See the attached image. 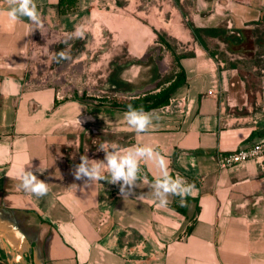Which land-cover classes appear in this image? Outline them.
<instances>
[{
    "label": "crops",
    "instance_id": "1",
    "mask_svg": "<svg viewBox=\"0 0 264 264\" xmlns=\"http://www.w3.org/2000/svg\"><path fill=\"white\" fill-rule=\"evenodd\" d=\"M173 1L200 48L154 90L170 87L168 104L147 111L152 125L137 133L110 103L143 80L127 72L152 50L139 20L116 0H35L36 30L25 17L10 22L0 0V264H264V157L216 161L264 141V101L251 107L241 68L257 50L254 30L264 31V0ZM80 24L84 38L68 40ZM69 47L71 59L57 62ZM101 146L151 147L196 191L160 207L148 195L159 170L143 159L128 199L106 170L85 187L74 166L104 160ZM24 167L48 183L45 196L18 187Z\"/></svg>",
    "mask_w": 264,
    "mask_h": 264
},
{
    "label": "clouds",
    "instance_id": "2",
    "mask_svg": "<svg viewBox=\"0 0 264 264\" xmlns=\"http://www.w3.org/2000/svg\"><path fill=\"white\" fill-rule=\"evenodd\" d=\"M9 8L6 16L10 22H17L22 17L27 18L31 25L36 26V30L42 26L37 5L35 0H8ZM85 36V26L83 24L76 25L74 31L67 34L68 40L83 39ZM67 43V41H65ZM54 59L69 60L70 47L56 53ZM124 119L129 127L137 133L146 132L152 125V113L145 112L142 108L137 109L132 105L128 106L124 113ZM100 151L105 153L104 160H90L87 155L80 157V163L74 166L73 175L76 180H85V187L95 185V183L105 180V170L107 171L108 183L119 185L121 196L128 199L134 195L133 189L140 187L137 183L140 180L139 161L141 159L150 161L159 170V175L153 182L149 184L151 195L158 201L160 207H164L168 203L169 195L181 197V206L184 205L187 196L191 195L195 189L194 184H188L183 178L177 176L173 178L168 171L165 158L148 146H136L126 149L112 151H104L101 146ZM43 175L41 167L35 170ZM16 178L20 181L18 187L25 193H29L37 198L45 196L48 191V183L38 178L31 170L21 168L16 173ZM147 195V196H148ZM141 195L137 199H143Z\"/></svg>",
    "mask_w": 264,
    "mask_h": 264
},
{
    "label": "rangeland",
    "instance_id": "3",
    "mask_svg": "<svg viewBox=\"0 0 264 264\" xmlns=\"http://www.w3.org/2000/svg\"><path fill=\"white\" fill-rule=\"evenodd\" d=\"M116 1L118 7L123 8L126 14L139 20L145 26L146 31L149 33L146 39L150 40L152 38L153 42L150 46L152 50L150 52L159 58L161 65V72L157 76L155 86L166 82L173 76V70L176 68V61L179 57L192 53L196 46L200 48L187 21L182 17L173 0ZM216 55L220 57L218 52ZM251 58V62L248 59V64H242L243 67L241 68L248 84L249 103L251 107L255 108L259 107L261 103L263 104L264 101V44L258 45ZM64 67L65 65L62 69ZM152 68V64L147 65L145 72L150 73ZM63 71L64 69L58 74ZM56 72L57 70H53V74ZM155 86L134 90L131 92L130 97L139 96L147 91L153 90L155 92L153 89Z\"/></svg>",
    "mask_w": 264,
    "mask_h": 264
},
{
    "label": "trees",
    "instance_id": "4",
    "mask_svg": "<svg viewBox=\"0 0 264 264\" xmlns=\"http://www.w3.org/2000/svg\"><path fill=\"white\" fill-rule=\"evenodd\" d=\"M64 0H60L59 5L62 4ZM72 7V6H71ZM69 8L68 10H70ZM59 13L64 14L65 10L59 11ZM195 33V31H194ZM218 34V31L212 30V32L209 34L211 37H215ZM255 34V42L259 44H264V31L255 29L254 30ZM153 55L152 52L147 51V53L143 57V61H145L149 56ZM155 55V54H154ZM156 62L159 67L160 65V60L158 57L155 56ZM155 86V84H153ZM152 85V86H153ZM158 85L155 86L153 89H157ZM153 91V90H152ZM152 91H147L139 96H134V97H124V98H113L111 99V107L112 108H121L127 111L128 106L132 105L134 108L140 109L142 108L145 112L163 107L168 104V99L170 96V87H167L165 89H162L158 92H152Z\"/></svg>",
    "mask_w": 264,
    "mask_h": 264
},
{
    "label": "built area",
    "instance_id": "5",
    "mask_svg": "<svg viewBox=\"0 0 264 264\" xmlns=\"http://www.w3.org/2000/svg\"><path fill=\"white\" fill-rule=\"evenodd\" d=\"M264 157V141L240 148L226 154H217L216 161L220 169H227L234 165L246 162L252 159H260Z\"/></svg>",
    "mask_w": 264,
    "mask_h": 264
},
{
    "label": "water",
    "instance_id": "6",
    "mask_svg": "<svg viewBox=\"0 0 264 264\" xmlns=\"http://www.w3.org/2000/svg\"><path fill=\"white\" fill-rule=\"evenodd\" d=\"M232 32H230L229 34L227 33V35H225L226 37H230V35L232 36L233 34H231ZM237 37H239V35H236ZM152 64L153 68L152 71L150 73H146L145 69L147 67V65ZM156 67L158 68V64L156 62L155 59V55H151L149 56L145 61H142V64H138L135 65L134 67L130 68L127 72L133 74V73H137L140 72V75L143 77V80L140 82V86L137 85L136 87H133V90H138L141 88H145L147 86L153 85L154 84V77L156 75Z\"/></svg>",
    "mask_w": 264,
    "mask_h": 264
},
{
    "label": "flooded vegetation",
    "instance_id": "7",
    "mask_svg": "<svg viewBox=\"0 0 264 264\" xmlns=\"http://www.w3.org/2000/svg\"><path fill=\"white\" fill-rule=\"evenodd\" d=\"M224 35V32L222 33V31L220 30V31H218V34L216 35V36H223ZM236 39V38H235ZM256 45H258L257 43H256Z\"/></svg>",
    "mask_w": 264,
    "mask_h": 264
}]
</instances>
